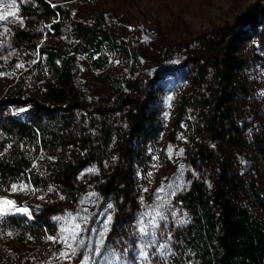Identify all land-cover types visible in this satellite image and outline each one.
<instances>
[{
  "label": "trees",
  "instance_id": "16d2710c",
  "mask_svg": "<svg viewBox=\"0 0 264 264\" xmlns=\"http://www.w3.org/2000/svg\"><path fill=\"white\" fill-rule=\"evenodd\" d=\"M19 1L26 3L21 7L22 22L10 38L16 50L12 69L28 63L31 71H19L2 100L6 108L24 113L8 117L0 127V189L26 179L35 187L52 186L76 198L82 174L96 168L94 188L115 202L118 223L127 231L163 132L149 99L132 79L140 53L126 40V33L111 29L100 13L86 25L75 23L64 8L47 0ZM259 20V9L253 5L235 27L206 41L208 57L200 53L202 57L191 59L189 89L182 95L176 125L183 123L187 112L194 115V122H188L194 131L190 162L213 171L214 177L211 186L194 180L182 196L179 206L187 221L174 234L168 264H264V225L258 214L264 211V196L256 181L227 158L218 160L206 143L196 139L204 126L216 142L233 149L247 146L236 99L246 92L240 78L246 62L237 55L234 41H248ZM240 26L245 29L239 31ZM80 54L91 60L117 55L130 66L131 78L108 79V92L96 91L81 79ZM263 143L264 134L257 135L261 155ZM110 162L114 166L108 167ZM36 220L33 225L38 229H31L39 233L48 223L42 217ZM17 225L15 221L12 227ZM22 228L18 230L26 233Z\"/></svg>",
  "mask_w": 264,
  "mask_h": 264
},
{
  "label": "rangeland",
  "instance_id": "374dc122",
  "mask_svg": "<svg viewBox=\"0 0 264 264\" xmlns=\"http://www.w3.org/2000/svg\"><path fill=\"white\" fill-rule=\"evenodd\" d=\"M47 1L64 8L75 23L88 25L100 13L111 29L126 33V40L140 53L133 82L140 84L163 132L151 154L148 179L141 181L138 208L127 231L118 223L115 202L94 188L96 168L82 174V190L76 198L52 186L35 187L26 179L0 189V264H168L175 248L174 234L187 221L179 206L182 196L194 180L203 179L211 186L214 177L213 171L198 169L190 162L194 131L188 122H194V115L187 112L183 123L176 125L182 95L189 89L186 75L191 59L203 53L208 57L206 41L235 27L238 18L253 5L260 13L254 35L248 41H234L237 55L246 62L240 75L246 92L236 99L247 146L233 149L225 142H216L204 126L196 139L206 143L218 160L227 158L237 171L256 181L264 196V154L256 150V137L264 134V0ZM10 3L6 0L0 8V14L5 9L16 13L0 21V127L8 117L24 113L6 108L2 100L16 84L19 71H31L28 63L12 69L16 50L10 38L22 21L21 7L26 1L15 0L9 8ZM244 29L240 26L239 31ZM78 63L82 81L99 92H108V79L131 78L130 66L117 55H96L91 60L80 54ZM27 77L29 81L31 74ZM114 164L110 162L108 167ZM38 173H44L40 167ZM46 205L52 206L53 212ZM157 211L166 219L156 216ZM258 214L264 225V211ZM40 217L48 224L36 233L31 227L38 229L33 224ZM15 221L19 225L12 227ZM19 227H25L26 233ZM141 227L147 235L140 232Z\"/></svg>",
  "mask_w": 264,
  "mask_h": 264
},
{
  "label": "snow or ice",
  "instance_id": "6c2138e0",
  "mask_svg": "<svg viewBox=\"0 0 264 264\" xmlns=\"http://www.w3.org/2000/svg\"><path fill=\"white\" fill-rule=\"evenodd\" d=\"M5 3H6V0H0V8H2L3 5H4ZM13 4H15V0H11V3L8 4V7L11 8ZM9 16L15 17V16H16V13L13 12V11H8V10H6V9L3 10L2 14H0V21L7 20ZM21 22H22V21H21ZM5 31H7V29H5ZM146 39H147V38H146ZM21 67H22V65H21ZM169 151L171 152V149H169ZM6 203H8V204H12L11 201H8V202H6ZM109 207H111V205H109ZM0 211H2V209H0ZM23 211L26 212L27 209H23ZM156 216H159L161 219H166V217H164V216L162 215V213H160L159 211L156 212ZM152 222H153L154 226H156V227L159 226L158 224L155 223V217H153V221H152ZM181 222H183V221H181ZM141 223L143 224V221H141ZM77 227H78V225H77ZM140 232L143 233V234H145V235L148 234V233L146 232L145 227H141V228H140ZM68 246L71 247V245H68ZM73 251H75V250H73ZM62 255H67V254H66V253H62ZM141 255H145V254H144L143 252H141Z\"/></svg>",
  "mask_w": 264,
  "mask_h": 264
}]
</instances>
